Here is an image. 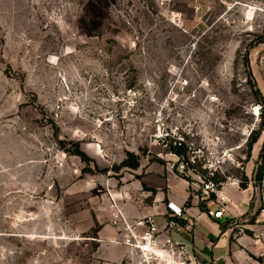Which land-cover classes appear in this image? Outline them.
<instances>
[{
  "label": "rangeland",
  "instance_id": "1",
  "mask_svg": "<svg viewBox=\"0 0 264 264\" xmlns=\"http://www.w3.org/2000/svg\"><path fill=\"white\" fill-rule=\"evenodd\" d=\"M260 3L0 0V264H126L114 213L133 219L148 172L187 181L178 134L252 187L264 229Z\"/></svg>",
  "mask_w": 264,
  "mask_h": 264
},
{
  "label": "crops",
  "instance_id": "2",
  "mask_svg": "<svg viewBox=\"0 0 264 264\" xmlns=\"http://www.w3.org/2000/svg\"><path fill=\"white\" fill-rule=\"evenodd\" d=\"M260 136L253 144L256 151L260 146ZM252 163L253 160L248 161V164ZM248 174L246 173V176ZM179 181L184 185L181 192L175 188ZM142 182L149 188L144 193L146 202L131 214L130 217L133 219L128 218L130 222L135 223L150 217L158 226H163L170 218V211L167 208L170 201L180 206L183 212L182 217L177 218L179 228L174 229L170 235L173 239L188 245L198 264H264V229L259 233L258 225L249 221L258 206L251 205L252 201L255 203L257 201L253 199L251 186L247 184V188L243 189L240 185L227 182L222 189L223 195L228 199L226 211L222 218L216 219L208 214L199 199L194 198L190 190L194 191L195 188L186 180L182 178L175 180L170 175L164 178L148 172L142 178ZM151 189L155 190L152 197ZM260 222H263V219H257L256 223ZM235 229L239 231L236 232ZM112 253V259L125 260L126 264H133L132 260L137 258L127 246H122V250H114ZM102 264L111 263L107 261Z\"/></svg>",
  "mask_w": 264,
  "mask_h": 264
},
{
  "label": "built area",
  "instance_id": "3",
  "mask_svg": "<svg viewBox=\"0 0 264 264\" xmlns=\"http://www.w3.org/2000/svg\"><path fill=\"white\" fill-rule=\"evenodd\" d=\"M260 2L254 10L264 12V0ZM174 143L183 145L187 149V156L180 157L173 153L177 163L171 164L170 170L185 177L188 184L195 188L194 191L191 189L194 198L204 204L210 216L222 218L228 202L222 193L226 183H217L214 180L215 171L201 161L202 157L205 158L203 150L193 141L186 140L178 134ZM232 183L240 185L241 180L234 179ZM167 208L170 211V218L163 226H158L150 217L132 223L121 213H114L115 217L121 220L123 243L137 255L136 260H132L133 264H198L188 245L173 239L170 235L174 229L179 228L177 218L182 217V208L170 201Z\"/></svg>",
  "mask_w": 264,
  "mask_h": 264
},
{
  "label": "trees",
  "instance_id": "4",
  "mask_svg": "<svg viewBox=\"0 0 264 264\" xmlns=\"http://www.w3.org/2000/svg\"><path fill=\"white\" fill-rule=\"evenodd\" d=\"M259 136H260V133L259 132H256L254 134V136L251 138L248 146L249 148L251 149L253 147V144H255L258 139H259ZM169 150L171 153H174L180 157H186L187 156V149L181 145H169ZM76 155L82 157V158H86L85 156V153L83 151L80 150V147L77 145V149L75 151ZM90 160V159H89ZM122 167H128V168H131V169H137L139 167V157L134 155L133 153H128V157L122 162ZM262 177H263V172L262 170H260L258 173H257V180L261 181L262 180ZM246 181L248 180L247 177H245ZM214 180L219 183V182H224V180L222 179H219L217 178V176L214 178ZM247 183V182H246ZM243 189L247 188V185L245 183H241L240 185ZM152 190V189H151ZM155 192V190H153Z\"/></svg>",
  "mask_w": 264,
  "mask_h": 264
}]
</instances>
